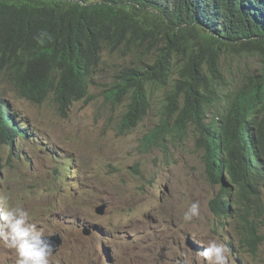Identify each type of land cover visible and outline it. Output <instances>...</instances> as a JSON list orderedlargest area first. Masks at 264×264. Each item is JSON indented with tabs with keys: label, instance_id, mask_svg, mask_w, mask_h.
Masks as SVG:
<instances>
[{
	"label": "trees",
	"instance_id": "obj_1",
	"mask_svg": "<svg viewBox=\"0 0 264 264\" xmlns=\"http://www.w3.org/2000/svg\"><path fill=\"white\" fill-rule=\"evenodd\" d=\"M145 44L153 58L120 72L108 90L125 106L123 130L147 117L150 90L163 89L145 147L193 131L208 182L225 177L234 188L220 187L210 211L255 253L264 242V0H0V82L34 105L52 95L61 114L88 96L104 53L141 56ZM228 54L257 58L259 71L229 84ZM19 119L0 95V145L27 138Z\"/></svg>",
	"mask_w": 264,
	"mask_h": 264
},
{
	"label": "rangeland",
	"instance_id": "obj_2",
	"mask_svg": "<svg viewBox=\"0 0 264 264\" xmlns=\"http://www.w3.org/2000/svg\"><path fill=\"white\" fill-rule=\"evenodd\" d=\"M149 49L145 44L141 56L104 53L88 96L66 115L52 95L34 105L0 82V95L27 131V139L0 145V193L25 208L46 238L60 236L49 264H207L198 252L215 238L230 249L234 264H264V242L256 254L240 248L233 228L210 212L219 187L206 178L193 131L184 141L145 147L144 136L161 119L163 89L150 90L147 117L133 131L123 130L125 106L114 105L108 90L123 70L145 66L154 54ZM222 64L233 86L261 66L255 57L232 54ZM191 202H199L200 216L184 221ZM83 228L91 234L84 236ZM0 264H17L15 251L0 245Z\"/></svg>",
	"mask_w": 264,
	"mask_h": 264
},
{
	"label": "clouds",
	"instance_id": "obj_3",
	"mask_svg": "<svg viewBox=\"0 0 264 264\" xmlns=\"http://www.w3.org/2000/svg\"><path fill=\"white\" fill-rule=\"evenodd\" d=\"M45 36H47L46 33H41L38 37L41 44L44 43ZM223 180L226 183L229 181L225 177H222L220 186L217 185L219 190L220 187H223L234 191L233 185L225 187ZM9 201L10 197L7 194L0 193V245L15 251L17 264H49V257L53 254L56 247L55 243L45 237L42 229L30 222V214L25 208L13 206ZM199 216V202H191L183 214V219L190 222L193 218ZM85 232H89V234L86 235ZM91 232L90 229L83 228L84 236H89ZM258 250L253 254H256ZM198 255L207 264H234L230 249L218 238L209 239L206 246L202 248V251L198 252Z\"/></svg>",
	"mask_w": 264,
	"mask_h": 264
},
{
	"label": "water",
	"instance_id": "obj_4",
	"mask_svg": "<svg viewBox=\"0 0 264 264\" xmlns=\"http://www.w3.org/2000/svg\"><path fill=\"white\" fill-rule=\"evenodd\" d=\"M223 185H224L225 187H229V185L225 182V180H223ZM103 211H104V208H103L102 212L99 213V211H98V213H99V214H102ZM85 233H86V235L89 234V232H85ZM47 239H49V240H51V241H53V242L55 243L56 247H55V250H54L53 254H56L58 248H59V247L61 246V244H62V240H61V238L57 235V236H53V237H51V238H47Z\"/></svg>",
	"mask_w": 264,
	"mask_h": 264
},
{
	"label": "bare ground",
	"instance_id": "obj_5",
	"mask_svg": "<svg viewBox=\"0 0 264 264\" xmlns=\"http://www.w3.org/2000/svg\"><path fill=\"white\" fill-rule=\"evenodd\" d=\"M24 139H26V138H24ZM220 220H222V221H223V220L226 221L225 219H220ZM226 222H227V221H226ZM227 223H229V222H227ZM236 231H237V230H236Z\"/></svg>",
	"mask_w": 264,
	"mask_h": 264
}]
</instances>
